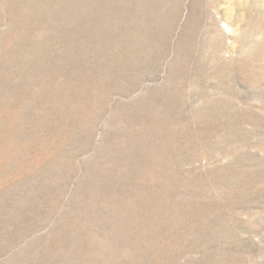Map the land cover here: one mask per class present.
Segmentation results:
<instances>
[{"label": "rangeland", "instance_id": "1", "mask_svg": "<svg viewBox=\"0 0 264 264\" xmlns=\"http://www.w3.org/2000/svg\"><path fill=\"white\" fill-rule=\"evenodd\" d=\"M0 264H264V0H0Z\"/></svg>", "mask_w": 264, "mask_h": 264}]
</instances>
